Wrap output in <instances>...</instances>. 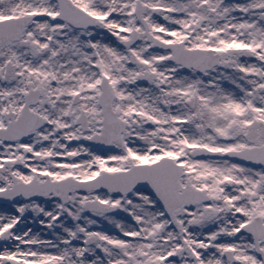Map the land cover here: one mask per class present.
<instances>
[{
  "label": "snow or ice",
  "instance_id": "snow-or-ice-1",
  "mask_svg": "<svg viewBox=\"0 0 264 264\" xmlns=\"http://www.w3.org/2000/svg\"><path fill=\"white\" fill-rule=\"evenodd\" d=\"M0 264H264V0H0Z\"/></svg>",
  "mask_w": 264,
  "mask_h": 264
}]
</instances>
